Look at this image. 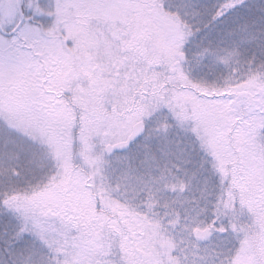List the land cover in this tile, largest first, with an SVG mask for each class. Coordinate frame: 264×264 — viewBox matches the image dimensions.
Segmentation results:
<instances>
[{
	"label": "snow or ice",
	"instance_id": "obj_1",
	"mask_svg": "<svg viewBox=\"0 0 264 264\" xmlns=\"http://www.w3.org/2000/svg\"><path fill=\"white\" fill-rule=\"evenodd\" d=\"M0 264H264V0H0Z\"/></svg>",
	"mask_w": 264,
	"mask_h": 264
}]
</instances>
